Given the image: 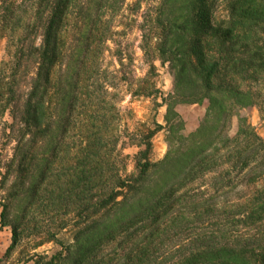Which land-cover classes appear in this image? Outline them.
Returning <instances> with one entry per match:
<instances>
[{"label": "trees", "instance_id": "obj_1", "mask_svg": "<svg viewBox=\"0 0 264 264\" xmlns=\"http://www.w3.org/2000/svg\"><path fill=\"white\" fill-rule=\"evenodd\" d=\"M125 1L0 0V33L14 48L11 101L16 74L34 70L17 111L11 107V205L20 196L24 206L11 223L2 207L0 226L11 228L7 251L34 235V248L60 247L31 255L35 264H264V139L235 113L259 106L253 84L264 81V0L146 2L141 49L148 55L154 41L180 102L206 101L199 126L177 134L167 104L164 158H149L161 128L155 124L139 137L127 173L118 140L107 134L104 97L87 91L76 155L61 166L80 100L75 79L116 33L112 20ZM51 211H61L60 220L40 232L37 216ZM62 231L68 241L58 240Z\"/></svg>", "mask_w": 264, "mask_h": 264}, {"label": "rangeland", "instance_id": "obj_2", "mask_svg": "<svg viewBox=\"0 0 264 264\" xmlns=\"http://www.w3.org/2000/svg\"><path fill=\"white\" fill-rule=\"evenodd\" d=\"M140 1L141 8H136V2ZM148 0H126L121 11L117 12L112 20V30L115 34L109 36L101 45V53L91 59L88 64L79 70L76 77V93L80 100L72 112L70 129L63 138L66 143L61 155L60 164L66 166V162L72 164L76 155L81 128L79 121L83 118L85 107L89 100L86 92H93L95 96L104 97L105 125L107 134L118 140L117 150L123 156V166L126 172L134 171V156L141 147H137L139 137L147 129H157L151 138L152 151L149 156L151 162H157L164 158L167 152L165 135L167 125L165 116L167 104L173 109L171 122L176 126L177 134L189 135L199 126L204 116L206 101L200 104H188L180 102L174 94V79L167 63H161L156 51L154 41L148 48V55L142 51L140 24L142 15L146 11ZM135 5V6H134ZM220 16L224 12H218ZM14 48L11 41L0 33V213L3 206H7L8 219L14 220L21 215L24 206L19 196L11 205V158L16 142L11 134V107L16 112L21 102V95L28 92L31 79L34 76L33 67L21 70L16 74L19 85L16 90V98L11 101V71L12 53ZM59 71V70H58ZM61 73V72H60ZM62 77L57 72L56 77ZM86 85V86H85ZM254 95L259 106L247 107L236 110L235 113L243 116L253 127L254 131L264 139V81L259 80L253 84ZM10 89V91H9ZM55 93V92H52ZM173 96V97H172ZM8 102L9 106L4 107ZM58 96H53L49 104L51 108L58 107ZM6 108V109H5ZM54 112V109H52ZM52 113L51 111H48ZM238 119L234 115L230 119L228 133L233 135L237 130ZM64 145V144H63ZM20 198V199H19ZM61 211H51L38 215L37 220L41 224L40 232L51 221L60 220ZM5 228L8 235V247L11 244L10 226ZM58 240L68 241L67 231L58 234ZM36 237L28 235L13 248L3 253L0 264H35L36 257L51 256L60 247L55 242H45L34 248Z\"/></svg>", "mask_w": 264, "mask_h": 264}, {"label": "crops", "instance_id": "obj_3", "mask_svg": "<svg viewBox=\"0 0 264 264\" xmlns=\"http://www.w3.org/2000/svg\"><path fill=\"white\" fill-rule=\"evenodd\" d=\"M8 235L5 228H0V258L8 247Z\"/></svg>", "mask_w": 264, "mask_h": 264}]
</instances>
